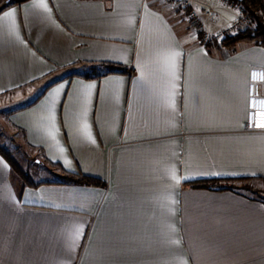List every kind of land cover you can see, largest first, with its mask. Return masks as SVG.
<instances>
[{
	"label": "crops",
	"instance_id": "obj_1",
	"mask_svg": "<svg viewBox=\"0 0 264 264\" xmlns=\"http://www.w3.org/2000/svg\"><path fill=\"white\" fill-rule=\"evenodd\" d=\"M195 1L210 33L241 16ZM108 64L129 72L84 78ZM254 69L264 71V47L205 46L188 14L161 0L1 11L0 108L17 105L10 131L63 178L26 185L0 154V264H264V200L244 184L188 186L264 181Z\"/></svg>",
	"mask_w": 264,
	"mask_h": 264
},
{
	"label": "trees",
	"instance_id": "obj_2",
	"mask_svg": "<svg viewBox=\"0 0 264 264\" xmlns=\"http://www.w3.org/2000/svg\"><path fill=\"white\" fill-rule=\"evenodd\" d=\"M27 0H11L6 2L4 7L0 8V12L5 8L25 2ZM232 3L240 5L243 8V15L253 21V26L246 31L240 32L237 35L230 36L225 39L220 45L228 50H232L238 43H249L257 46L264 47V0H230ZM207 45V46H212ZM107 68V72L101 74H87L84 75L86 79L100 78L108 74L123 73L126 74L129 71L119 65L108 64L104 65ZM0 154L6 159L9 163L14 174L18 175L21 180L26 183V185L38 186L39 184L34 183L28 177V174L24 172L22 167L17 163L13 155L5 147L0 145ZM64 180L73 184H83L91 186H100L103 184L101 180L83 174L76 173H66ZM247 180L239 179H209L203 181H197L192 184H189V187L196 189H208L214 191H226L233 190L235 191L236 184H245ZM246 186V185H244ZM244 189V188H243Z\"/></svg>",
	"mask_w": 264,
	"mask_h": 264
},
{
	"label": "rangeland",
	"instance_id": "obj_3",
	"mask_svg": "<svg viewBox=\"0 0 264 264\" xmlns=\"http://www.w3.org/2000/svg\"><path fill=\"white\" fill-rule=\"evenodd\" d=\"M228 6L237 8L239 10L241 14L239 18L244 16L243 8L240 5H237L230 1ZM252 26L253 21L251 20L243 31L252 28ZM216 44L221 43H215V45ZM30 99L31 97H28L24 102H20L19 106L20 104H26V102H28ZM7 101L8 100H6V102ZM16 107L17 105L13 104L8 107L0 108V145L10 151L20 167H22L24 172L28 174V177L31 181L39 182L43 180H62L63 177L58 176L54 173L52 165L47 163L44 159L39 158V156H35L33 151L30 150L26 145H24L23 142L16 138V136L12 134V131H10V126L8 125L7 118L9 117V112ZM15 176L17 178H20L16 174ZM244 185H246L242 186L244 189L250 190L251 194L255 195L257 198L264 200V181H254L249 182L248 184L246 182Z\"/></svg>",
	"mask_w": 264,
	"mask_h": 264
},
{
	"label": "built area",
	"instance_id": "obj_4",
	"mask_svg": "<svg viewBox=\"0 0 264 264\" xmlns=\"http://www.w3.org/2000/svg\"><path fill=\"white\" fill-rule=\"evenodd\" d=\"M219 3L228 5L230 0H215ZM162 3L167 4L171 7L180 9L188 14V19L194 24L196 34L199 36L201 44L207 46L215 43H222L225 39L230 36L237 35L245 29L247 24L251 21L246 16H243L230 24H228L223 30L217 33H210L206 27L200 22L198 13L194 10L195 0H161ZM213 11L211 10V13ZM251 94L261 95L263 90L264 82V71L254 69L251 71Z\"/></svg>",
	"mask_w": 264,
	"mask_h": 264
},
{
	"label": "snow or ice",
	"instance_id": "obj_5",
	"mask_svg": "<svg viewBox=\"0 0 264 264\" xmlns=\"http://www.w3.org/2000/svg\"><path fill=\"white\" fill-rule=\"evenodd\" d=\"M8 15H12V13H8ZM262 103H264V102H262ZM261 126H264V125H261ZM185 179H187V178H185ZM177 182H179V181H177Z\"/></svg>",
	"mask_w": 264,
	"mask_h": 264
}]
</instances>
